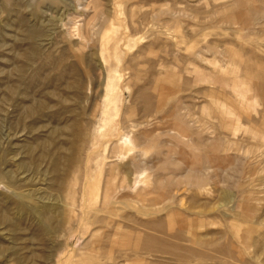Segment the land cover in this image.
<instances>
[{
	"label": "rangeland",
	"instance_id": "1",
	"mask_svg": "<svg viewBox=\"0 0 264 264\" xmlns=\"http://www.w3.org/2000/svg\"><path fill=\"white\" fill-rule=\"evenodd\" d=\"M0 264H264V0H0Z\"/></svg>",
	"mask_w": 264,
	"mask_h": 264
},
{
	"label": "bare ground",
	"instance_id": "2",
	"mask_svg": "<svg viewBox=\"0 0 264 264\" xmlns=\"http://www.w3.org/2000/svg\"><path fill=\"white\" fill-rule=\"evenodd\" d=\"M34 32H35V31H34ZM31 33H32V32H31ZM31 33H30V34H31ZM33 34H35V33H33ZM38 34H39V33H38ZM33 37H35V36L33 35ZM37 37H38V36H37Z\"/></svg>",
	"mask_w": 264,
	"mask_h": 264
}]
</instances>
